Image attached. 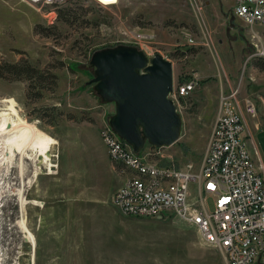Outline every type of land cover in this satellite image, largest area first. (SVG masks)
<instances>
[{
  "label": "rangeland",
  "instance_id": "1",
  "mask_svg": "<svg viewBox=\"0 0 264 264\" xmlns=\"http://www.w3.org/2000/svg\"><path fill=\"white\" fill-rule=\"evenodd\" d=\"M99 1L62 0L59 6L70 8L65 22L56 16L48 21L51 5L0 0V66L26 60L42 69V77L0 76V101L15 99L21 116L57 141L52 171L33 157L23 158V173L16 163L0 166V261L227 264L218 248L203 243L194 226L178 217L129 215L114 204L122 177L103 155L100 136L114 104L101 101L88 83L86 63L94 49L134 44L148 56L159 52L170 59L174 82L193 79L195 88L176 102L178 139L142 150H151L153 161L194 170L206 150L218 96L233 92L245 121L243 139L264 173L256 136L264 129V68L257 64H264V22L246 24L234 13V0ZM36 23L54 28L45 35L35 31ZM133 31L150 40L136 39ZM247 102L254 114L246 111ZM23 217L34 245L19 224Z\"/></svg>",
  "mask_w": 264,
  "mask_h": 264
},
{
  "label": "built area",
  "instance_id": "2",
  "mask_svg": "<svg viewBox=\"0 0 264 264\" xmlns=\"http://www.w3.org/2000/svg\"><path fill=\"white\" fill-rule=\"evenodd\" d=\"M30 1L52 6L48 21L62 2ZM234 8L236 16L248 25L264 22V0H234ZM133 34L139 40L151 37L140 31ZM195 84L193 79L174 82L170 96L176 103L188 96ZM218 97L197 170L190 164L181 167L153 161L151 150L134 152L106 121L100 136L114 168L125 175L114 191L113 202L125 214L178 217L191 224L203 243L220 250L227 264H264V173L243 139L245 121L234 93L220 92ZM246 111L254 114L255 106L247 102Z\"/></svg>",
  "mask_w": 264,
  "mask_h": 264
},
{
  "label": "water",
  "instance_id": "3",
  "mask_svg": "<svg viewBox=\"0 0 264 264\" xmlns=\"http://www.w3.org/2000/svg\"><path fill=\"white\" fill-rule=\"evenodd\" d=\"M86 66L92 72L88 83L100 100L114 104L107 123L134 152L146 144L159 147L178 139L182 118L170 96L174 83L170 59L118 43L94 49ZM256 136L264 153V129Z\"/></svg>",
  "mask_w": 264,
  "mask_h": 264
},
{
  "label": "bare ground",
  "instance_id": "4",
  "mask_svg": "<svg viewBox=\"0 0 264 264\" xmlns=\"http://www.w3.org/2000/svg\"><path fill=\"white\" fill-rule=\"evenodd\" d=\"M100 1L111 4L117 0ZM0 104L5 105L0 106V166L7 167L9 163H16L20 168V171L23 173V158L33 157L37 164L44 163L47 167H49V171H52L51 167L55 164L52 159L53 154L51 152V148L53 145H55V143H57V141L43 131L36 129L34 125L30 124L25 118L22 117V114H20L18 110L19 107L17 108L15 99L5 98L4 100L0 101ZM2 170L3 168L1 171ZM37 172V170L34 171L35 174H37ZM21 201L23 206L26 200L24 197H22ZM19 224H21V227L26 230L25 233L27 234L29 241L34 245V234L25 224L24 217L23 220L19 222ZM0 260H2L1 256ZM0 264L3 263L1 262Z\"/></svg>",
  "mask_w": 264,
  "mask_h": 264
},
{
  "label": "trees",
  "instance_id": "5",
  "mask_svg": "<svg viewBox=\"0 0 264 264\" xmlns=\"http://www.w3.org/2000/svg\"><path fill=\"white\" fill-rule=\"evenodd\" d=\"M70 14V8L69 7H65V6H58L56 8V17L57 19H60L62 21L68 22L69 20V15ZM54 28V25H48V26H42V24L40 23H36L34 26V29L36 32L38 33H43L45 35L50 34V31ZM259 66H261L262 68H264V64L261 65L260 63H257ZM4 66L2 67V65L0 66V76H6L7 74H11L13 77H18V78H23V77H27V78H32V77H42L41 73H42V69H38L37 67L33 66L32 64H30L29 62H27L26 60L23 61H19V62H4L3 64ZM183 99V98H181ZM152 146V145H150Z\"/></svg>",
  "mask_w": 264,
  "mask_h": 264
},
{
  "label": "crops",
  "instance_id": "6",
  "mask_svg": "<svg viewBox=\"0 0 264 264\" xmlns=\"http://www.w3.org/2000/svg\"><path fill=\"white\" fill-rule=\"evenodd\" d=\"M104 145H105V144H104ZM103 155L106 156V158L110 159L109 156H108L107 150H106V146H104V154H103ZM110 160H111V159H110ZM112 167L114 168V166H113V162H112ZM114 169H115V168H114ZM120 175H121V174H120ZM121 177H122V178L119 180L118 186H119V185L123 182V180H124V176L121 175ZM118 186H117V187H118ZM117 187H116V188H117ZM112 201H113V200H112Z\"/></svg>",
  "mask_w": 264,
  "mask_h": 264
}]
</instances>
